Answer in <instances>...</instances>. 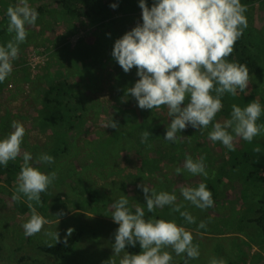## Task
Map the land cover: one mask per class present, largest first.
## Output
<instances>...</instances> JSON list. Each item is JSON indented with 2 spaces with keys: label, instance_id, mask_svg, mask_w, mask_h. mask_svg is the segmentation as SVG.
I'll return each instance as SVG.
<instances>
[{
  "label": "rangeland",
  "instance_id": "374dc122",
  "mask_svg": "<svg viewBox=\"0 0 264 264\" xmlns=\"http://www.w3.org/2000/svg\"><path fill=\"white\" fill-rule=\"evenodd\" d=\"M9 1L11 5L19 3V0ZM37 1L33 0L31 4H38V6L42 4ZM45 16L40 20L38 19L39 21L36 20L35 25L30 29V26L27 27L26 42L20 45L22 47L24 44L25 47L21 49L22 54L19 62L23 59L26 65L28 64L31 80L34 79L35 75H38L40 68L49 60V56L54 50L50 46L49 51H43L42 46L35 45L40 44L42 40L37 39L36 37L40 38V36L35 34H44L46 39L51 38V41H53V36H58L60 39L63 37V22L65 19L54 14L52 17L55 20L51 22L48 16ZM139 18L141 19V13H139ZM258 21H260L257 22L256 28V33L260 36V39H258L259 46L256 50L258 71L252 76L253 81L256 83V91L259 92L256 95L257 101L260 95H264V15ZM130 26L131 24L128 27ZM51 27L54 30V35L49 36L48 34L51 32L48 30ZM72 29L73 31H70L68 36L66 35L71 47L77 44L81 36H91L89 28L81 26L79 23L75 24ZM112 31L117 33V36L114 35L106 41L110 46H113L114 42L130 29L122 25L113 26ZM105 34V36L111 35L108 32ZM13 36L14 33L9 34L6 30L5 34L0 37V42L5 39L6 41L3 44H6L7 40L9 41ZM42 42L50 44L49 40H42ZM0 45L2 44L0 43ZM112 50L113 47L107 53H103L102 61L111 63L105 66L99 64L96 67L97 77L94 84L79 90L80 96L88 103L84 119L80 121V126L72 132L71 142L73 144L67 149L64 148V155L58 158L60 159L59 164L49 170H47V167L53 163H38L37 159L41 154L49 155L51 152V149L49 150L47 147V143H44L46 140L48 141L47 137H49L51 131L40 132L41 130L31 125L32 113L34 112L33 105L37 103L36 99L39 97L36 89L32 87L31 83L17 84L14 82V70L3 83H0V95H2L0 98V138L6 137L12 131V121L21 122L26 129L23 142L32 148V152H29L33 157L30 161L31 165L45 173L53 171L57 173L56 180L50 186L53 188L54 195L50 193L49 187L48 195L45 198L46 203L39 207H33L39 215L47 219L44 212L50 211L48 203L52 204L56 200H63L49 213L52 215V220L49 224L44 225L40 233L25 236L22 225L31 215L27 203L29 201L24 196H21L19 202L15 201V205L20 211L19 214L14 209V201L11 198L17 186L18 176H15L16 181L11 182V184L6 179L0 181V189L3 191L0 196L2 195L3 198L7 196L4 200H0V264H14L23 257H30L37 264H104L114 255L112 246L115 243V233L119 227L118 224L113 222L111 217L113 210L110 206L121 195L128 197V206L133 212L136 203L143 206L145 219L151 217L155 219V216H157L165 220H175L178 225L191 231L194 237L193 243L199 245L200 256L198 259L189 260L188 264H209L214 257L223 258L227 264H264V253H249L252 244H259L260 250L264 247L259 228L253 222L256 200L260 197L263 198L264 186L261 187L262 183H259L256 178L254 180L244 178L245 174L252 170L250 158L247 159V162L244 160L245 163H242V161L237 166L228 168L227 163L223 167L221 165L216 167L211 157L208 160L205 156V164L209 161L208 169H206L208 172L207 179L201 175L193 176L177 165L174 168H180L181 173H175L173 176V168L169 165H164L163 170L160 172H155L147 167L135 170L132 162L136 158L131 159L130 156L136 151L138 156H141L142 151H144L143 148H145L141 144V139L136 141L137 137H135V140L131 138L134 135L131 125L137 123L127 124V122H124L119 125L115 118L110 116L112 113L111 104L117 100L118 95L117 90L112 88L111 85L114 64H118L111 55ZM64 54H60L59 49L54 53L55 58H57L56 62L62 63L63 66L67 65L62 58ZM50 59L52 58L50 57ZM261 106L263 108L264 104H261ZM120 112H122V109ZM129 115L135 118L134 114L129 113ZM111 119L117 124V128H105V125L109 124ZM216 122H218L217 119H214L213 124ZM257 124H264V112H262ZM211 126L212 124L207 129L201 130L194 128L197 135L203 134L204 137L200 140H204L207 137L205 135L212 131ZM138 135L140 134L137 133ZM255 138L256 149L259 148V151H256L257 170L264 166V133ZM67 144H64V146ZM215 144L222 143L215 142ZM206 147L205 143L199 146L200 149ZM145 150L148 149L145 148ZM149 150H151L150 147ZM24 151L27 150L24 149ZM23 152L13 163L17 161L23 163ZM241 152L238 153L242 154ZM226 154L231 159L234 157L233 152H226ZM125 158L130 161L128 164L131 167L124 163ZM154 158L149 151L148 160ZM238 159L243 160L246 158L241 155ZM155 163L157 165L163 164L159 160ZM257 175L256 171V177ZM188 180H195L196 182L201 180V182L211 186L214 190L213 194L216 195V201L219 202L216 208L212 206L201 210L184 200L178 186L187 184ZM142 185L150 190L155 189L157 193L160 191L175 192L177 196L176 203L183 204L181 211H188L195 217L196 223H187L179 212L172 211V206L156 208L152 213H149L146 208L145 194L140 187ZM71 187L75 192L71 191ZM185 187L194 186L189 184ZM81 191L82 193H80ZM85 191L90 192V200L85 196ZM8 195L11 197H8ZM148 195L150 197L151 192ZM231 198H238L239 204ZM81 201L83 202L78 204L77 207L70 203H80ZM22 203L27 204V210L24 213H22L24 210ZM62 211L64 216H58L57 214L62 213ZM202 221L206 224L205 228L198 227ZM68 229H72V232L68 233ZM76 229L82 231L81 241L74 246L65 258L49 257L38 250L39 246L44 247L54 244V241L45 235L46 232L57 231L59 242H61ZM168 250L171 251V249ZM125 251L138 254L140 252L139 244L135 247L129 246ZM173 257L174 264H179L186 259L184 255L176 256L175 253H173ZM119 258L116 257L117 264Z\"/></svg>",
  "mask_w": 264,
  "mask_h": 264
},
{
  "label": "clouds",
  "instance_id": "9594fccd",
  "mask_svg": "<svg viewBox=\"0 0 264 264\" xmlns=\"http://www.w3.org/2000/svg\"><path fill=\"white\" fill-rule=\"evenodd\" d=\"M138 6L142 24L117 39L111 55L125 73L133 67L137 69L139 79L127 89V94L136 99L140 109L167 107L171 122L164 139L175 143L177 132L185 130L188 125L199 130L207 129L222 110V98L226 93L236 96L238 90L244 93L248 87V67L228 59L248 27L247 5L241 0H154L148 7L146 0H139ZM110 7L115 9L117 5ZM6 16L7 32L14 33V36L0 45V83L11 75L13 61L18 59L20 45L26 42L28 36L27 26L35 25L39 13L28 0H19L18 4L7 7ZM262 112L264 108L257 100L243 108L233 104L230 118L212 125L209 140L222 143L229 151L235 150L233 133L235 137L251 143L256 136L264 133V124H257ZM107 127L118 126L111 119L105 125ZM11 128L13 130L6 137L0 138V165L3 166L21 155L26 134L21 122L12 121ZM141 135V143H146L151 133L144 131ZM256 150L259 151V148ZM32 159L31 153L23 152L17 186L11 197L13 201L19 202L24 196L29 202L40 204L41 193L47 192L57 178L54 171L45 173L33 167L30 163ZM205 159L203 155L195 160L186 156L183 169L193 176L201 175L207 179ZM37 162L52 164L54 157L41 154ZM175 172L180 174L181 169L176 168ZM140 187L149 213L156 208L172 206V211L179 212L187 223H196L195 217L188 211H181L183 204L176 203L175 192L157 193L155 189ZM180 193L184 200L201 210L214 205L212 192L204 182L195 187H181ZM128 205V197L121 195L110 206L113 222L119 227L112 246L114 255L104 264H117L116 257H120L118 264H174L173 253L184 255V264L199 258V245L193 243L190 230L178 225L175 220L145 219L143 206L136 203L133 212ZM28 206L31 215L22 227L25 236H33L50 221L39 215L32 203ZM57 215L62 216L63 213ZM198 227L205 228V222H200ZM71 232L72 229H68V233ZM45 235L54 241L49 247L59 242L57 231L46 232ZM137 244L140 248L138 254L125 251L128 246L135 247ZM209 264L227 262L214 257Z\"/></svg>",
  "mask_w": 264,
  "mask_h": 264
},
{
  "label": "trees",
  "instance_id": "16d2710c",
  "mask_svg": "<svg viewBox=\"0 0 264 264\" xmlns=\"http://www.w3.org/2000/svg\"><path fill=\"white\" fill-rule=\"evenodd\" d=\"M32 1L33 0H28V3L38 11L39 16L37 20H40L42 17H46L45 15H47L50 21L53 22L55 18H53L52 15L54 14L60 15L65 19L63 22V37L61 39L55 34L56 37H52L53 41H51L50 38L48 39L50 44H45V42H42V40L48 41L45 35L35 34L36 36H40V38L36 37L37 39H42L40 44L35 45L42 46L43 51H49L50 46L53 47L54 50L52 51L53 53L50 54L49 60L42 65L38 75H35L33 80L30 78V69L28 64L26 65V62L23 59L19 62L20 55L22 54L21 49L25 47L24 44L20 47L18 59L13 61V70L15 74L13 81L17 84L31 83L32 87L36 89V93L39 95L36 99L37 103L33 105L34 112L32 113L31 125L41 130L40 132L46 133L48 130L51 131V134L47 137L48 141L46 140L47 142H44L47 143L48 149H51L49 155L54 157V163L47 167V170H49L51 167L59 164L60 159L58 158L64 155V148L67 149L72 144V132L80 126V121L84 119L83 117L85 116L88 103L80 96L79 90L81 88L85 89L89 85L94 84L97 77L96 67L99 64H104L105 66L111 63L106 61L103 62L101 58L103 53H107V51L113 47L108 45L106 41L112 36L114 37V35L117 36V33L112 31V27L124 25L126 28L131 30L138 24H142V19L139 18L141 9L138 6L139 0H38L37 2L42 3L39 6L38 4H31ZM153 2L154 0H146L148 7H151ZM241 3L247 5L246 17L248 27L244 30L243 35L236 42L234 51L228 59L230 61L245 64L248 67L250 83L244 93H241L238 90V94L236 96H232L227 93L223 96V108L215 117V119H217L220 123H223L225 120L230 118L233 104L237 106L240 105L241 108H243L248 103L256 100V95L259 93L256 91V83L253 81L252 76L258 71L256 50L259 46L258 39H260V36L257 35L256 28L258 24L257 22H260L258 20L264 15V0H241ZM112 4H116L117 7L113 9L110 7ZM9 5H11L9 0H0V37L3 36L7 30L8 17L6 16V9ZM77 23L81 26L89 28L90 31H88L91 36H81V38L78 39L77 44L71 47L69 39L66 35L68 36L69 32L73 31L72 28ZM130 24L131 26L128 27ZM31 27L33 26H30L29 29ZM52 29L53 28L51 27L48 30L51 32L48 34L49 36L51 34L54 35V30ZM106 32L111 35L105 36ZM5 41L6 40L3 39L0 43L4 45L3 43H5ZM58 49L60 54L65 53L62 58L66 61L64 63L67 65L63 66L62 63L56 62L57 58H55L54 53ZM50 57L52 59H50ZM136 72L137 69L133 67L128 73H125L118 64H114L113 74H111L113 77L111 85L112 88L117 90L118 95L117 100L111 104L112 113L110 114L111 117L115 118L119 125L124 122H127V124H132V122L137 123L131 125V128L133 129L132 133L134 134L131 136L133 140L137 137L136 141H140V139H142L141 134L144 131H149L151 133L147 142L141 144L148 150L150 145L151 150L149 151L155 158L148 160L149 151L145 150V148H143L144 151H142L143 153L141 156H138L137 151L132 153V156H130L132 157L131 159L136 158V160H133L132 162L134 163L133 166H135V170H138L139 168L141 169V167H147L155 172H160L163 170L164 165H169L173 168V176V174L176 173L174 166L177 165L178 167L180 166L183 168L186 156H191L194 160L198 159L201 155L206 156L208 160L209 157H211V160H213L216 167L218 165L223 167L225 163H227L228 168L237 166L242 161V163H245L244 160L247 162V159L250 158V166L252 170L245 174L244 178L246 180H254L256 178L259 183H262L261 187L264 186V166H261L256 170V138L249 143L240 137H235V134L233 133L235 150L229 151L222 144H215L210 141L208 135H205L207 137L204 140H200V138L204 137L203 134L197 135L195 129L188 125L185 130L177 132V141L175 143L166 141L164 139L165 133L171 122V118L167 114V107L161 106L159 109L154 108L152 110L140 109L136 99L130 94H127V89L133 87L135 82L139 79ZM20 90L22 91L23 89ZM258 101L263 105L264 95H260ZM187 102L188 101L186 100L185 103ZM121 109L122 112H120ZM129 113L134 114L135 118L131 117ZM136 132L140 135L137 136ZM189 137H191V139H189ZM204 143L207 147L205 149H200L199 146ZM64 144L67 145L64 146ZM24 149L28 152H32V148L23 142L21 145V153ZM239 151H242V154L238 153ZM226 152H233L234 157L232 159L227 157ZM241 155L246 159H238ZM158 160L163 164L157 165L155 162ZM123 161L125 164L130 162L127 158ZM21 165L22 163L19 161L15 163L10 161L7 166L0 165V181L2 182V179H6V181L10 184L11 182H15V176H18ZM128 165L131 167L130 164ZM206 165V169H208L209 161ZM256 171L258 174L257 177ZM199 183H201V180H197V182L195 180H188L187 184H180L178 187H185L189 184H192L195 187ZM206 185L212 192V198L214 200L213 206L216 208V205L219 204V202L216 201V195L213 194L214 190L207 183ZM52 189L53 188L50 187V193L54 195ZM71 191L75 192L72 187ZM1 192L3 191L0 189V193ZM47 192L41 193L40 204H36L34 201L27 203H32V206L36 207L43 205L46 203L45 198L48 195ZM85 192V196L90 200V192ZM80 193H82V191ZM6 197L7 196L4 198ZM8 197L11 196L8 195ZM4 198L2 195L0 196V200H4ZM231 199H234L239 204L238 198ZM62 201L63 200L59 199V201L56 200L52 204L48 203L50 211H46L44 214L49 221L52 220V215L49 213H51L52 209L57 207ZM82 202L83 201L80 203H70L74 207H77L78 204H81ZM256 202V211L253 222L258 226L262 243H264V194L263 198L260 197L256 200ZM22 204L24 206L22 213H24L27 210V204ZM13 206L20 214V211L15 205V201ZM155 219L162 218L155 216ZM81 236L82 231L80 229H76L68 238L55 244L53 247H49V245L44 247L39 246L38 250L49 257L63 259L72 251L75 245L80 243ZM14 264L37 263L30 257H23ZM179 264H184V261Z\"/></svg>",
  "mask_w": 264,
  "mask_h": 264
},
{
  "label": "crops",
  "instance_id": "0c3cea01",
  "mask_svg": "<svg viewBox=\"0 0 264 264\" xmlns=\"http://www.w3.org/2000/svg\"><path fill=\"white\" fill-rule=\"evenodd\" d=\"M2 97V95H0V98ZM13 130V129H12ZM249 253H251V254H260V253H264V247L260 250L259 249V244H252L251 245V248H250V250H249ZM261 255H263V254H261Z\"/></svg>",
  "mask_w": 264,
  "mask_h": 264
},
{
  "label": "bare ground",
  "instance_id": "6f19581e",
  "mask_svg": "<svg viewBox=\"0 0 264 264\" xmlns=\"http://www.w3.org/2000/svg\"><path fill=\"white\" fill-rule=\"evenodd\" d=\"M36 3V2H35ZM40 3V2H39ZM52 99V98H51ZM51 104V103H50ZM54 107V106H53ZM82 110V109H81ZM80 111V110H79ZM77 112V111H76ZM80 113V112H79ZM79 115V114H78ZM74 120V119H73ZM75 143V142H74ZM73 144V143H72ZM87 159V158H86ZM90 162V161H89ZM101 165V164H100ZM162 181V180H161ZM99 196V195H98Z\"/></svg>",
  "mask_w": 264,
  "mask_h": 264
}]
</instances>
